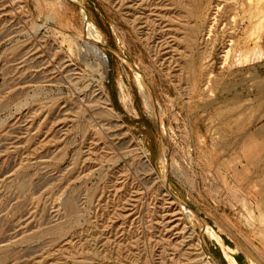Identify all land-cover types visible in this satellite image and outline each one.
Here are the masks:
<instances>
[{
  "label": "rangeland",
  "instance_id": "obj_1",
  "mask_svg": "<svg viewBox=\"0 0 264 264\" xmlns=\"http://www.w3.org/2000/svg\"><path fill=\"white\" fill-rule=\"evenodd\" d=\"M77 1L88 21L71 0H0V264H242L220 232L234 212L242 230L261 223L264 0H185L194 17ZM102 43L146 76L171 189L230 256L167 191L145 86Z\"/></svg>",
  "mask_w": 264,
  "mask_h": 264
},
{
  "label": "water",
  "instance_id": "obj_2",
  "mask_svg": "<svg viewBox=\"0 0 264 264\" xmlns=\"http://www.w3.org/2000/svg\"><path fill=\"white\" fill-rule=\"evenodd\" d=\"M74 4H76L82 11L85 12L86 15V21L89 20L87 11L84 7V5L77 1V0H71ZM85 24V21H84ZM102 45L112 54H114L118 59H120L123 63H125L135 74L139 76L143 84L145 85L147 92L149 94V98L151 100L152 106H153V112H154V119L155 123L158 127L160 138H161V147L163 151L165 152V165H164V183L167 191L172 195V197L178 202V204L181 206V208L185 211H188L189 213L193 214L194 217L200 222L201 225V232H204V226L208 227L212 232L216 233L215 230L208 224V222L205 220V218L201 215H199L186 201H184L180 196H178L176 193L173 192L171 189V185L169 182V169H170V145L167 138L166 130L164 121L161 117V113L158 110L156 100L153 95V91L151 88V85L149 81L147 80L146 76L143 74V72L139 69L137 65H135L131 60H129L125 55L118 52L114 48L108 46L105 43H102ZM146 134L151 137V132L149 129H145ZM203 234V233H202ZM201 234V238H203V235ZM217 234V233H216ZM221 238V237H220ZM222 239V238H221ZM223 241V240H222ZM224 243V242H223Z\"/></svg>",
  "mask_w": 264,
  "mask_h": 264
},
{
  "label": "crops",
  "instance_id": "obj_3",
  "mask_svg": "<svg viewBox=\"0 0 264 264\" xmlns=\"http://www.w3.org/2000/svg\"><path fill=\"white\" fill-rule=\"evenodd\" d=\"M251 168V167H250ZM244 169H247L246 166ZM261 223L258 227L244 225L243 230L236 225V213L228 217L229 231L225 235L220 232L237 249V258L242 264H264V196L262 194Z\"/></svg>",
  "mask_w": 264,
  "mask_h": 264
},
{
  "label": "bare ground",
  "instance_id": "obj_4",
  "mask_svg": "<svg viewBox=\"0 0 264 264\" xmlns=\"http://www.w3.org/2000/svg\"><path fill=\"white\" fill-rule=\"evenodd\" d=\"M171 1V4L172 5H174L175 7H177V9H179L183 14H184V16L186 15H189V16H191V17H194L195 15H196V12H195V10H194V7H190V4H188V3H186V1L185 0H170ZM188 1V0H187ZM197 0H191V2L192 3H195ZM208 1V0H207ZM261 1V0H260ZM211 2V1H210ZM243 2V1H242ZM209 3V2H208ZM219 4V3H218ZM203 6V5H202ZM252 7V6H251ZM170 8V7H169ZM219 8V7H218ZM176 9V8H175ZM251 9V8H250ZM261 9H263V8H261ZM246 10V9H245ZM209 11V10H208ZM250 12H251V10H249ZM249 11H247V13L249 12ZM263 11V10H262ZM207 12V11H206ZM234 12V11H233ZM261 12V10L260 9H258L255 13H254V15H259V13ZM199 13V12H198ZM197 13V14H198ZM216 13H217V10H216ZM224 13V12H223ZM253 13V12H252ZM200 14V13H199ZM224 14H226V13H224ZM250 14V13H249ZM248 14V17L250 16ZM194 15V16H193ZM216 15V14H215ZM229 16V15H228ZM227 16V17H228ZM197 17H199V16H197ZM226 17V18H227ZM258 17V16H257ZM263 16H261L260 15V18H262ZM169 18V17H168ZM196 18V17H195ZM207 18H208V16H207ZM224 18V17H223ZM230 18V17H229ZM250 18V17H249ZM254 18V17H253ZM175 19V18H174ZM184 19V18H183ZM252 19V18H251ZM181 20V19H180ZM199 20V19H198ZM207 20V19H206ZM228 20V19H227ZM231 20V19H230ZM256 20V19H255ZM173 21V20H172ZM187 21V20H186ZM257 21V20H256ZM256 21H255V23H256ZM263 21V20H262ZM188 22V21H187ZM195 22V21H194ZM206 23V22H205ZM252 23V22H251ZM181 24H182V22H181ZM188 24V23H187ZM254 24V23H253ZM261 24H262V22H261ZM260 24V25H261ZM199 25V24H198ZM250 25V24H249ZM255 25V24H254ZM258 25H259V23H258ZM264 25V24H263ZM182 26V25H181ZM202 26V25H201ZM256 26V25H255ZM249 27V26H248ZM252 27V26H251ZM253 28H255V27H252V30H253ZM259 29H260V27H258ZM258 28H256V29H258ZM263 28V27H262ZM261 28V29H262ZM90 29H91V31L94 33V35L97 37V39H98V41H102V38L100 37V35H99V33H98V31L94 28V27H92V26H90ZM260 29V30H261ZM190 30V29H189ZM252 30H251V33H252ZM250 32V31H249ZM257 32V31H256ZM187 33V32H186ZM185 33V34H186ZM250 33V34H251ZM196 34V33H195ZM247 34V33H246ZM250 34H249V36H250ZM253 35H254V33H253ZM256 35V34H255ZM259 35V34H258ZM191 38V37H190ZM190 38H188V39H190ZM241 38V37H240ZM243 38V37H242ZM193 39V38H192ZM238 39V38H237ZM245 39V38H244ZM248 39V38H247ZM255 39H257V38H255ZM254 39V40H255ZM231 40H233V38L231 39ZM240 41H241V39H239ZM247 42V41H246ZM251 42V41H250ZM257 42V41H256ZM234 43V42H233ZM245 43V42H244ZM239 44H241V43H239ZM247 44V43H246ZM233 45V44H232ZM236 45V44H235ZM245 45V44H244ZM237 46V45H236ZM257 48V47H256ZM256 48L254 49V52H256L257 50H256ZM234 50V49H233ZM228 51H230V50H228ZM227 51V52H228ZM240 52V51H239ZM259 52V51H258ZM242 53H243V51H242ZM251 53H253L251 50L249 51V50H247V51H245L244 52V54H242V58H240L241 60H243V62H249V59H250V57L252 56L251 55ZM228 55H229V53H227ZM241 54V53H240ZM254 54V53H253ZM100 55H101V59H102V61L104 62V63H107L108 62V58H107V55L104 53V52H100ZM189 55V54H188ZM187 55V56H188ZM185 58H187V57H185ZM254 58V57H253ZM252 60V59H251ZM238 61H239V57H238ZM247 62V63H248ZM186 63V62H185ZM193 64V63H192ZM188 66V65H187ZM227 66V65H226ZM184 68H187L186 66L184 67ZM193 68V67H192ZM189 69V68H188ZM139 84V83H138ZM145 86V85H144ZM143 93H144V95H145V97L146 98H148V99H150L149 98V94H148V92H147V89H146V87L145 88H143ZM148 105V104H147ZM214 236V238H215V240L223 247V249L224 250H226V253H225V255H226V257H228V256H230V248L228 247V246H226L224 243H223V241H222V239L220 238V236L217 234V235H213ZM227 261L230 263V264H237V261L234 259V257H232V256H230L229 258H227Z\"/></svg>",
  "mask_w": 264,
  "mask_h": 264
}]
</instances>
